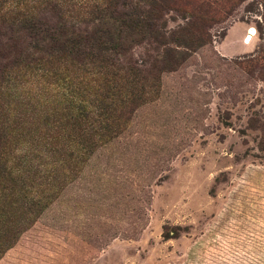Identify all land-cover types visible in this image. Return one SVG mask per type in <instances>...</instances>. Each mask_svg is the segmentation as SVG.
<instances>
[{"label":"rangeland","instance_id":"1","mask_svg":"<svg viewBox=\"0 0 264 264\" xmlns=\"http://www.w3.org/2000/svg\"><path fill=\"white\" fill-rule=\"evenodd\" d=\"M204 3L202 43L182 51L175 42L192 36L190 12ZM139 5L158 18L146 35L127 37L117 58L130 68L123 85L137 87L126 91H146L157 77L156 98L89 154L39 215H22L16 200L15 219L30 224L0 264H264V0ZM44 17L83 34L82 24ZM10 25L0 23V69L19 56L38 57L33 44L44 47ZM58 71L18 89L46 108L33 98L3 99L9 136L33 130L52 110L60 119L55 103L78 87L79 73Z\"/></svg>","mask_w":264,"mask_h":264},{"label":"trees","instance_id":"2","mask_svg":"<svg viewBox=\"0 0 264 264\" xmlns=\"http://www.w3.org/2000/svg\"><path fill=\"white\" fill-rule=\"evenodd\" d=\"M139 3L140 0L136 4H126L125 0H0V23L16 24L34 42L44 44L41 48L37 44L30 47L38 57L19 56L0 69V257L14 245L24 225L30 224L29 220L21 224L15 219L16 200H23L22 215H39L76 177L87 156L117 137L138 106L156 98L157 77L146 91L141 87L136 93L126 91V87H137L129 82L123 85L130 68L117 58L125 52L127 37L146 35L149 21L158 18L151 7L145 10ZM46 13L54 19L67 18L74 26L82 24L83 34L74 32L73 26L64 21L50 26ZM189 17L194 19L189 23L192 36L187 42H175L186 52L202 43L201 26L209 19L205 3L192 9ZM69 68V73H79L78 87L67 88L55 103L60 119L52 118V110L38 126L33 124V130L17 128L9 136L3 126L9 114L3 99L33 98L39 107L46 108V102L37 100V95L31 97L28 91L18 89L22 83H38L44 76ZM107 112L110 116H105ZM39 127L44 132L37 130ZM8 142L12 149L6 148ZM36 181L46 188L37 189Z\"/></svg>","mask_w":264,"mask_h":264},{"label":"bare ground","instance_id":"3","mask_svg":"<svg viewBox=\"0 0 264 264\" xmlns=\"http://www.w3.org/2000/svg\"><path fill=\"white\" fill-rule=\"evenodd\" d=\"M253 33H254V30L249 29V31H247L245 35L243 36V42L248 44L252 38Z\"/></svg>","mask_w":264,"mask_h":264}]
</instances>
